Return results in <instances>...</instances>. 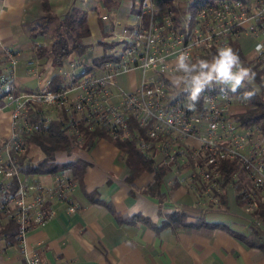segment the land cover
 Segmentation results:
<instances>
[{"label":"built area","instance_id":"1","mask_svg":"<svg viewBox=\"0 0 264 264\" xmlns=\"http://www.w3.org/2000/svg\"><path fill=\"white\" fill-rule=\"evenodd\" d=\"M116 33L122 43L118 52L99 65L66 63L58 71L64 76L57 90L31 89L10 92L12 52L1 47L7 64L0 75V86L7 93L0 98V109L9 110V134L0 141V186L11 178L16 186L11 194L0 195V214L15 221V236L24 264H39L32 251L24 248L27 231L41 225L52 213V199L67 203L75 181L67 168L51 175V184L42 185L35 178L20 175L12 155L26 148L23 133L38 129L26 119V106L38 102L50 112L62 110L72 121L87 129L104 128L110 135L128 136V125L134 123L137 148L148 158L169 165L170 170L185 174L176 181L185 183L197 196V203H212V190L218 184V162L230 159L244 168L249 178L250 210L264 200V137L253 127H245L232 117V106L243 107L244 100L231 93L225 97L218 88L201 94L195 111L187 108L189 94L183 86L172 85L175 61L182 51L192 60L200 53L228 46L234 39L251 40V62L261 71L264 82V53L255 46L264 43V0H136V11L130 22ZM34 73V60L25 63ZM136 71L133 88L116 87L121 73ZM78 140L81 135L74 129ZM196 143L189 144L186 138ZM182 168V169H183ZM46 203V204H45Z\"/></svg>","mask_w":264,"mask_h":264},{"label":"crops","instance_id":"2","mask_svg":"<svg viewBox=\"0 0 264 264\" xmlns=\"http://www.w3.org/2000/svg\"><path fill=\"white\" fill-rule=\"evenodd\" d=\"M41 1L0 0V48L11 50L15 58L12 84L16 92L43 88L55 70L48 59L40 61L33 56L32 43L41 41V37L27 35L28 26L41 12ZM45 1L55 14L71 5L85 10L89 33L84 40L91 46L79 56L82 65L90 64L93 57L101 54L99 41L106 40L113 31L130 22L136 11V0ZM31 58L34 73L26 71L25 63ZM64 68L66 63L58 70ZM137 77L136 71L121 73L116 77V87L131 89ZM241 109L240 105L232 106L233 112ZM8 134L9 110L4 107L0 109V139ZM186 141L196 143L190 137ZM77 152L89 162L82 174L83 188L96 189L98 197L120 214L139 213L157 225L171 204L195 209L197 196L185 183L177 182V186L169 187L179 174L187 172L184 168L180 172L168 170L165 173L163 188L168 191L167 198L158 203L124 180L126 167L122 154L108 140L97 138L87 149L79 148ZM56 158L65 160L68 157L57 153ZM33 178L42 185L51 184V175L38 174ZM150 180L151 174L143 171L132 183L141 187ZM69 201L74 206L70 211L66 210L65 201L52 199L49 202L52 213L41 225L26 233L24 248L35 253L39 264H264V255L259 248L247 245L223 227H215L208 233L169 227L155 232L148 223L140 220L119 223L103 205L88 202L76 183ZM226 203L228 205V201ZM229 212L227 216H215L212 212L207 216L223 220L233 231L247 233L249 215L246 218L238 216L230 207ZM0 264H24L18 243L10 239L6 241L2 235Z\"/></svg>","mask_w":264,"mask_h":264},{"label":"trees","instance_id":"3","mask_svg":"<svg viewBox=\"0 0 264 264\" xmlns=\"http://www.w3.org/2000/svg\"><path fill=\"white\" fill-rule=\"evenodd\" d=\"M41 12L33 19L27 28V35L30 38L41 37V41L32 43L34 58L40 61L49 60L50 65L55 69L49 76L43 87L46 90H57L64 85V76L58 71L68 62L79 63V56L90 49V44L85 42L89 31L85 21V10L82 7L71 5L62 13L55 14L50 10L48 3L42 0L40 3ZM111 41V42H110ZM100 40L101 54L91 60V65H99L103 60L112 57L108 48L113 40ZM251 45L247 37L231 40L228 46L235 49L241 58L244 66L252 68L256 72V84L264 85L260 76V69L245 56V52ZM11 51V50H10ZM217 49L200 53L192 61L199 59H211ZM6 60L3 50L0 48V75L5 73ZM87 68V66L84 65ZM250 90L248 87L241 88L237 93L232 94L242 98V94ZM13 94L16 92L11 81ZM7 92L0 86V98ZM245 108L234 111L232 117L236 122L245 127H253L264 137V87L251 101L244 100ZM26 119L38 125L37 130L23 133L26 148L19 154L12 155L17 172L20 175L32 177L38 174L53 175L62 168H67L75 183L80 187L88 202H95L103 205L114 216L117 222L134 223L135 220L148 223L155 232L164 227L172 230L191 229L197 232L208 233L215 227H223L230 233L244 241L247 245L256 246L264 255V200H258L256 205L248 210L247 233H239L230 229L223 220L210 219L207 215L211 212L215 216H227L230 212L224 190L231 187L233 199L236 205L245 207L249 200V178L244 168L230 159H221L218 162L219 178L217 186L212 194L217 197L216 203L195 204L194 211L191 208L179 204H171L169 210L164 212L160 222L155 225L148 217L139 213L123 215L115 211L106 201L98 197L96 189L85 190L82 185V174L85 166L89 163L87 159L78 154V149H87L92 141L97 138H104L117 147L122 154L123 164L126 167L124 180L130 183L135 190L152 197L158 203L167 198V192L163 188V178L170 170L169 165L161 163L157 159L146 157L136 146L135 131L141 130L134 123L128 125L129 135H110L104 128L87 129L76 121H72L62 110L50 112L42 108L38 102H31L26 106ZM74 129L81 135L78 140ZM2 139H0L1 141ZM57 153H62L68 158L58 160ZM182 169L183 164L178 165ZM151 174V180L141 187H136L132 180L141 172ZM16 186V179L11 178L6 186H0V195L11 194ZM177 186V181L172 180L170 188ZM46 204V203H45ZM218 218V217H217ZM3 220V222H1ZM15 221L10 217L0 214V236L7 241H16Z\"/></svg>","mask_w":264,"mask_h":264},{"label":"clouds","instance_id":"4","mask_svg":"<svg viewBox=\"0 0 264 264\" xmlns=\"http://www.w3.org/2000/svg\"><path fill=\"white\" fill-rule=\"evenodd\" d=\"M255 52L264 53V43H257ZM171 83L177 88L183 86L189 94L187 108L190 111L196 110L201 94L214 87L225 97L248 87L250 90L242 94L246 101H251L264 87L256 84V72L244 66L239 53L230 46L219 47L210 60L196 62L192 61L188 51H182L176 58Z\"/></svg>","mask_w":264,"mask_h":264},{"label":"rangeland","instance_id":"5","mask_svg":"<svg viewBox=\"0 0 264 264\" xmlns=\"http://www.w3.org/2000/svg\"><path fill=\"white\" fill-rule=\"evenodd\" d=\"M115 33V32H114ZM116 33L114 35H111L109 36L108 38H106L107 41H110V40H113L112 41V45L108 48L109 51H114V52H118L121 47H122V43L120 41H117L116 39ZM111 42V41H110ZM252 55V51L250 49V47L247 49V51L245 52V56L247 58H250ZM7 64V60L4 61V63H2V65H6ZM2 101L0 100V103ZM246 106L244 105L242 107V109H244ZM250 183V182H249ZM249 187H250V184H249ZM224 193H225V198H226V202L228 201V205H227V209L229 211V207L231 210H235L237 213L238 216H243V217H248V210H246L244 207L242 206H238L235 204L234 202V199H233V193H232V189L231 187L227 186L224 190ZM192 211V210H190ZM194 211V210H193ZM239 213V214H238Z\"/></svg>","mask_w":264,"mask_h":264}]
</instances>
